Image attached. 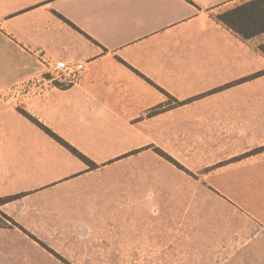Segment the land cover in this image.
Listing matches in <instances>:
<instances>
[{
  "label": "crops",
  "instance_id": "1",
  "mask_svg": "<svg viewBox=\"0 0 264 264\" xmlns=\"http://www.w3.org/2000/svg\"><path fill=\"white\" fill-rule=\"evenodd\" d=\"M246 1L0 0V94L6 93L8 103L18 100L7 131L22 138L37 136L67 151L75 159L72 166L91 171L126 166L148 152L177 166L155 148L184 166L156 140L169 135L171 125L221 123L225 106L233 117L240 112L248 120L255 118V110L238 109L252 107L253 100L224 99V93L257 85L264 90V75L218 89L264 70V56L254 48L264 39L251 42L264 33L245 41L216 18ZM41 55L82 63L78 80L50 81ZM189 247L198 254L191 253L185 264H264V234L240 244Z\"/></svg>",
  "mask_w": 264,
  "mask_h": 264
},
{
  "label": "rangeland",
  "instance_id": "2",
  "mask_svg": "<svg viewBox=\"0 0 264 264\" xmlns=\"http://www.w3.org/2000/svg\"><path fill=\"white\" fill-rule=\"evenodd\" d=\"M224 99L253 100L238 109L255 118L225 106L221 123L179 122L156 137L187 171L151 152L91 171L37 136L7 131L18 100L1 93L0 196L24 195L0 205V264H185L198 254L190 243L264 234V90Z\"/></svg>",
  "mask_w": 264,
  "mask_h": 264
},
{
  "label": "trees",
  "instance_id": "3",
  "mask_svg": "<svg viewBox=\"0 0 264 264\" xmlns=\"http://www.w3.org/2000/svg\"><path fill=\"white\" fill-rule=\"evenodd\" d=\"M216 18L236 36L240 37L245 41L249 40L264 33V0H248L230 9L225 10L222 13L217 14ZM254 48L255 51L264 56V41L255 45ZM261 75H264V70L255 72L250 76L241 78L232 83H228L218 89H225L234 84L241 83L243 81L253 79ZM159 110L160 106L157 107V110L154 113H157ZM20 112L23 115L27 116L29 119H31L39 127H41V129H43L47 134L53 137L57 142L67 148L73 155L88 163L90 165V168L95 167L94 164L86 156H84L81 152H79L76 148H74L68 142L63 140L61 137L53 133L49 128L39 123L24 110L20 109ZM155 151L161 156L165 157L167 160L172 161L175 165H177L179 169L187 171L183 166L178 164L175 160H173L168 154H166L162 150L155 148ZM14 197L15 196L0 197V205L14 199ZM10 221L13 223V225L17 226V224L12 219ZM40 244L47 250H49V252L53 253L61 261L67 263L59 254H56L54 251L50 250L43 242H40Z\"/></svg>",
  "mask_w": 264,
  "mask_h": 264
},
{
  "label": "built area",
  "instance_id": "4",
  "mask_svg": "<svg viewBox=\"0 0 264 264\" xmlns=\"http://www.w3.org/2000/svg\"><path fill=\"white\" fill-rule=\"evenodd\" d=\"M41 62L45 64L48 74H50V81H58L63 84L74 83L78 80L80 72L83 69L82 63H72L63 60L52 61L51 58L43 57L41 55ZM43 80L44 77L42 76ZM29 80L28 82H31Z\"/></svg>",
  "mask_w": 264,
  "mask_h": 264
},
{
  "label": "snow or ice",
  "instance_id": "5",
  "mask_svg": "<svg viewBox=\"0 0 264 264\" xmlns=\"http://www.w3.org/2000/svg\"><path fill=\"white\" fill-rule=\"evenodd\" d=\"M189 2H191V0H189Z\"/></svg>",
  "mask_w": 264,
  "mask_h": 264
}]
</instances>
